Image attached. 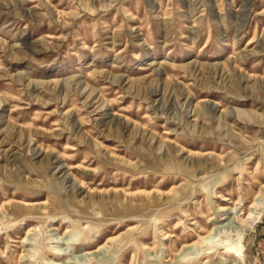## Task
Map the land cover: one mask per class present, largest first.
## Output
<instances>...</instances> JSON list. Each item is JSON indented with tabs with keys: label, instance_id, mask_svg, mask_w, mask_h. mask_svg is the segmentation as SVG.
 Returning a JSON list of instances; mask_svg holds the SVG:
<instances>
[{
	"label": "rangeland",
	"instance_id": "374dc122",
	"mask_svg": "<svg viewBox=\"0 0 264 264\" xmlns=\"http://www.w3.org/2000/svg\"><path fill=\"white\" fill-rule=\"evenodd\" d=\"M0 264H264V0H0Z\"/></svg>",
	"mask_w": 264,
	"mask_h": 264
},
{
	"label": "bare ground",
	"instance_id": "6f19581e",
	"mask_svg": "<svg viewBox=\"0 0 264 264\" xmlns=\"http://www.w3.org/2000/svg\"><path fill=\"white\" fill-rule=\"evenodd\" d=\"M252 207H253V205L249 209H251ZM210 234H211V231L210 232L207 231V234H206L205 238L199 237L198 241H195V242L191 243L189 246H186L183 249H189V247H197V246H200V243L201 242L204 243L205 240L209 238ZM97 251H95V252H97ZM86 255H90V253H87Z\"/></svg>",
	"mask_w": 264,
	"mask_h": 264
}]
</instances>
